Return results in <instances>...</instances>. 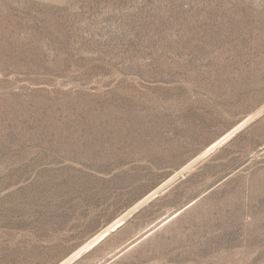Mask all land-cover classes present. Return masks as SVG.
I'll use <instances>...</instances> for the list:
<instances>
[{"label": "rangeland", "instance_id": "obj_1", "mask_svg": "<svg viewBox=\"0 0 264 264\" xmlns=\"http://www.w3.org/2000/svg\"><path fill=\"white\" fill-rule=\"evenodd\" d=\"M0 264H264V0H0Z\"/></svg>", "mask_w": 264, "mask_h": 264}, {"label": "water", "instance_id": "obj_2", "mask_svg": "<svg viewBox=\"0 0 264 264\" xmlns=\"http://www.w3.org/2000/svg\"><path fill=\"white\" fill-rule=\"evenodd\" d=\"M218 144H219V143H218ZM218 144H217V145H218ZM217 145H215L214 147H216ZM214 147H213V148H214ZM211 149H212V148H211ZM211 149H210V150H211ZM164 186H165V185H163V186L160 187L159 189L164 188ZM147 199H148V198H147ZM147 199H145L144 201H146ZM144 201H143V202H144ZM143 202H141L139 205H137L134 209L138 208ZM122 223H123V222H120V224H118V226H116V227H119L120 225H122ZM116 227H115V228H116ZM115 228H114V229H115ZM107 234H108V233L106 232V233L104 234L103 237L107 236ZM103 237H102V238H103ZM84 249H85V248H83L82 250H80V251L77 253V255L80 254Z\"/></svg>", "mask_w": 264, "mask_h": 264}, {"label": "bare ground", "instance_id": "obj_3", "mask_svg": "<svg viewBox=\"0 0 264 264\" xmlns=\"http://www.w3.org/2000/svg\"><path fill=\"white\" fill-rule=\"evenodd\" d=\"M226 137V136H225ZM229 137V136H228ZM224 139V138H223ZM222 139V140H223ZM226 140V139H225ZM189 166V165H188ZM121 222V221H120ZM120 222H117L115 225H113V226H111V228H115L116 226H118V224H120ZM106 232H103V234H101L98 238H97V240H100L103 236H104V234H105ZM92 245V244H91Z\"/></svg>", "mask_w": 264, "mask_h": 264}]
</instances>
